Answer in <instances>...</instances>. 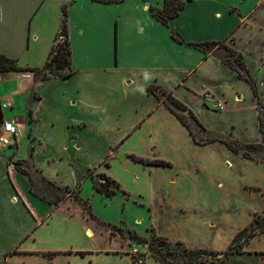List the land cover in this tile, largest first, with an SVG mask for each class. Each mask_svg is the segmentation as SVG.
<instances>
[{"label":"crops","instance_id":"1","mask_svg":"<svg viewBox=\"0 0 264 264\" xmlns=\"http://www.w3.org/2000/svg\"><path fill=\"white\" fill-rule=\"evenodd\" d=\"M163 3L0 0V55L16 59L20 69L0 71V129L2 121L14 122L22 140L17 152L0 145V264H131L130 257L121 254V238L111 239L114 233L106 227L116 225L98 215L93 200L104 207L119 201L123 211L126 202L150 208L148 192L131 190L128 184L148 187L162 172L178 177L168 157L142 155L139 148L167 147V153L184 156V163L196 169L198 198L185 207L188 210L206 196L218 195L215 184L223 183L238 193L245 186L264 183V170L256 166L257 161L251 159L250 166L244 165L220 142L198 146L166 106L147 92L150 85L160 87L184 105L207 134H227L235 141L256 143L262 134L250 84L193 45L224 44L240 55L264 100V0H189L167 18L166 25L154 16L163 10ZM63 20L70 53L63 68L67 73L37 79L32 70L43 68L50 53L56 54ZM172 33L184 44L174 41ZM90 149L95 151L93 160L87 153ZM112 149L111 164L104 167V153ZM13 154L14 163L27 162V173L10 163ZM143 157L170 166L136 160ZM224 158L232 163L230 170H221ZM95 166L98 175L106 170L127 198L119 192L107 198L95 191L92 179L80 178L82 170ZM246 172L257 174V182L237 186L238 175ZM41 180L69 193L49 203L46 198L53 199L56 193ZM37 185L49 195L40 194ZM187 185L179 184L177 193H188ZM72 190L78 195H72ZM74 196L88 203L92 217ZM138 196L147 204L138 205L134 201ZM216 204L205 210L219 222L214 236L223 231L213 246L230 239L249 217L243 214L244 219L232 225L230 219L240 212L232 210L229 201ZM226 211L232 216L223 214ZM185 218L194 220L191 240H203L205 234L197 231L203 217L191 212L181 219ZM257 247L264 250V239L250 245L241 257L246 263L240 264H264V259L254 256Z\"/></svg>","mask_w":264,"mask_h":264},{"label":"rangeland","instance_id":"2","mask_svg":"<svg viewBox=\"0 0 264 264\" xmlns=\"http://www.w3.org/2000/svg\"><path fill=\"white\" fill-rule=\"evenodd\" d=\"M171 0H164V7L169 4ZM57 44L54 48V51H57L58 48L61 46L59 50L60 55L51 54L49 61L43 71L46 75L47 79L56 76H63L66 74V70L63 69L64 66L62 62L68 61V49L65 41V37L63 36L62 40H58ZM206 54H212L216 58H222L223 60L227 59V56L233 52L230 48H227L224 44L220 45H210L205 47ZM234 60V57H232ZM247 67V66H246ZM37 76V79H40L41 75ZM260 89L257 88V94L259 100H255L254 104L258 110L257 119L259 125L261 124L264 128V100L260 96ZM264 95V93H263ZM22 95H20V98ZM4 102H6L4 100ZM188 117V122L196 132V139L199 142L210 140V139H218V138H226L230 141H235L234 138L228 136L227 134H216L210 135L200 132V129L197 128L196 124L189 118V114L184 113ZM5 121H2L4 123ZM1 123V124H2ZM18 137L16 142L13 146L9 149L11 151H18L19 149V142L22 141L19 136L20 132L17 127ZM1 134V129H0ZM28 137L30 135L27 134ZM1 137V135H0ZM241 143L246 144V142L238 141ZM253 144V143H250ZM221 145V144H220ZM253 145H260L259 148L253 149V153H250V158L254 161H257L256 166H260L261 170H264V164H261L260 156L264 155V134L260 136V139L254 143ZM221 147H223L221 145ZM222 150H225L222 148ZM241 150V149H240ZM242 151V150H241ZM13 152V153H14ZM93 150H88L87 153L91 156L92 160ZM137 152L148 155L155 154L158 159H166L169 158V162L174 164V167L177 169L178 177H168V173L162 172L161 176L154 177L152 180L151 185L146 187L143 183H140V188L138 186L128 184V187L131 190H145L148 192V200L149 206L148 207H139L134 205L131 202H126L125 210L123 211V205H120L119 201L113 200L112 205L109 203L107 207H104L102 204L99 205V201L96 199L93 200L94 210L101 216L102 219L106 220L107 223L116 226H108L106 225L109 232L114 233V237L110 236L111 239L121 238L122 245L124 249L122 250L121 254L127 255L130 257V262L132 264V260L134 258H139L143 261L144 264H221L224 263L225 259L236 257L234 260H229L225 264H240L246 263V260H241V257H244L246 251H248L251 244H256L264 239V231L263 225H260L255 229L253 226V222L256 218L263 219L264 218V183L261 185L255 186H245L242 190L238 193L233 192L231 189H228L223 183L215 184V189L218 192V195L213 194L212 196H206L197 206L195 205L192 209L185 207L191 206L196 199L198 198V193L195 188V181L198 182V179H195L193 176L196 174V169L191 168L188 164L184 163V156L181 155H172V153H167V147H161L156 151H152L149 148H139ZM98 153V152H97ZM115 149L110 151H106L104 153V158L102 160V165L104 167H108L111 164V160L114 156ZM231 158L233 155H227ZM15 157L14 154L11 156L10 163H14L12 158ZM137 157H141L138 156ZM236 158L242 159V163L246 166H250V160L243 158L242 152H239L235 155ZM146 161H154L153 157L145 158ZM92 162V161H90ZM17 167L21 170L20 172H24L26 169L27 173V162L22 160H17ZM75 164V163H74ZM143 164V162H141ZM242 165V166H244ZM232 163L228 160V158H224L220 162L221 170H230ZM81 179L82 178H90L94 182L95 181H102L103 174L98 175V169L96 166L94 168H89L81 171ZM239 174V173H238ZM104 176L107 177L106 170H104ZM206 175L201 176V179H204ZM199 178V179H200ZM238 185L245 184V183H256L257 182V174L252 175L251 173H243L242 175H238ZM174 180V182H171ZM211 180V179H210ZM188 183L187 188L188 193L186 194H178L177 190L175 189L181 183ZM169 185H173L170 186ZM43 189L42 187L36 186V189L40 194L44 196L49 195V192L46 190H39ZM119 189L120 185H119ZM66 191V190H65ZM87 191H84V194H87ZM77 194V190H72V195ZM118 194L122 195L124 198L127 196L121 192ZM82 196V193L80 194ZM66 198V197H65ZM118 199H121L118 198ZM84 200L88 201L90 205L92 202L86 198ZM229 201L232 205V210L237 211V214L230 219V224H234L235 221L239 222L240 220L244 219L243 214H247L248 220L240 224L238 229L234 231L230 239L221 242V244L217 246H213L216 244L220 239L223 231H220L218 234L216 230L219 228V222L217 219L210 217L206 214L207 209L212 208L214 205H217V202L220 201ZM138 205H146L147 200L144 197L138 196L134 200ZM257 202H261V205L257 206ZM92 207V206H91ZM120 207V208H119ZM183 207V208H181ZM180 208V209H175ZM175 209V210H173ZM205 211V212H204ZM191 212L197 213L199 216L203 217L202 223L197 227L198 232L204 235L201 238H194L191 240L195 235V228L193 226L194 220L192 219H181L182 217H187L191 214ZM227 216L231 217V213L229 211L223 212ZM178 215V217H174ZM139 221V222H138ZM150 221V226L147 224ZM148 226V227H147ZM180 226L184 227L180 228ZM180 228V229H179ZM247 229L248 233L242 237V239L232 243V239L236 237V235ZM249 235V237H248ZM214 237V240H211V237ZM209 239L210 241H208ZM245 240V243L243 241ZM243 245V246H242ZM242 246V247H239ZM247 247V248H246ZM228 249H233L231 257L224 258V252ZM256 253L254 256L260 257L264 259V250L260 248H254ZM137 251L136 254H132V251ZM206 251V252H201ZM194 251L196 252L194 254ZM250 251V250H249ZM213 253L216 255L213 257ZM245 253V254H244ZM240 257V258H239ZM250 264L249 262H247Z\"/></svg>","mask_w":264,"mask_h":264},{"label":"trees","instance_id":"3","mask_svg":"<svg viewBox=\"0 0 264 264\" xmlns=\"http://www.w3.org/2000/svg\"><path fill=\"white\" fill-rule=\"evenodd\" d=\"M96 1L103 2V3H112V2H120L122 0H96ZM183 4L184 3H181L177 0H171L169 2V4L167 6H165L159 14H156L154 16L163 25H166L167 18L175 16L182 9ZM63 15L64 16L66 15L65 11H63ZM61 34L65 37V41H66V45H67V49H68L66 30H65V20H63ZM172 39L174 41H176L177 43L184 44L183 40L175 33H172ZM189 45H191V44H189ZM210 45H217V44L216 43H205V44H199V45H193V46L195 48L205 52V47L210 46ZM60 49H61V46L56 51L55 55H58V54L60 55V52H59ZM51 54L52 53H50V56H51ZM67 54L69 57L70 56L69 51L67 52ZM232 57H234V60H232ZM218 59L222 63H224L225 65L232 68L237 73L238 78H241L250 84V86L253 90V96L258 101L259 98H258V94H257L256 84L254 83L252 78L249 76L248 70H247L246 66L244 65V63L242 62L240 55H237L234 52H231L227 56L226 60H223L222 58H218ZM68 61H69V58H68ZM68 61L62 62V65L65 66L68 63ZM46 65H47V63L44 65L43 68L32 70L34 72V76L36 78L39 74L43 73ZM18 70H20V69L17 67L16 59H9V58H6L5 56L0 55V71H18ZM40 79L46 80L47 77L43 73L41 75ZM147 92H148V94L155 96L158 103H163L166 106V108L170 111V113L172 115H174L177 118V120L188 130L193 141L198 146L208 145V144H211L213 142H220V143H223L226 146V148L234 154H238L239 152H242V156L246 159H251L250 153H253V149H257L260 147V145L243 144V143L238 142V141H230V140L224 139V138H218V139L214 138V139L199 142L196 139V134H195L196 132L194 131L192 126L189 124V122H188L189 119H188L187 115L184 114V112L189 114V118L196 124L197 128L200 129V132L205 133V130L202 127V125L200 124V122L196 119V117H194V115L184 105H182L178 101L174 100L173 98L168 97L167 93L164 92L158 86H155V85L148 86ZM29 112L30 111L28 110V113ZM259 131L262 135L264 134V128L261 124L259 125ZM136 160L138 162H143V164H146V165H158V166H162V167H169L170 166L169 163H167L165 161H160V160L146 161L142 158H138ZM260 160L264 164V155L262 157L260 156ZM14 167L18 171L20 170L17 167V163H14ZM24 173H25V171H24ZM41 181L43 183H45L48 187H50L56 193L55 196L53 197V199H51V198L47 199L46 198V200H48L49 203H56L57 201H59L62 198V196L69 193V192H65V191L61 190L60 188H56V187L52 186L48 182H44L43 180H41ZM93 187H94L96 192H98L99 194H101L107 198H111L114 195H116L118 192L121 191L119 189V185H118V183H116V181L110 179L109 177H105L104 175H103L102 181L98 180V181L94 182ZM41 197H42V199H45V197H43V196H41ZM74 197L76 200H78L79 202H81L84 205V208H85L87 214L92 217L91 209H90L88 203L86 201H82L80 198H77L76 196H74ZM260 225H263V229H261V230L264 231V218L263 219L256 218L254 220L253 226L255 227V229H257L258 227L260 228ZM247 233H248L247 229L239 232L236 235V237L232 240V243H235L236 241L242 239V237L244 235H246ZM248 237H249V235H248ZM243 243H245V240L243 241ZM239 247H241V246H239ZM232 250L233 249H231V250L228 249L227 251H225L223 254L224 258H227L229 255L233 254ZM200 251L206 252V251H202V250H200ZM200 251H194V254H196V252H200ZM213 254H214L213 255V257H214L216 255V253H213Z\"/></svg>","mask_w":264,"mask_h":264},{"label":"built area","instance_id":"4","mask_svg":"<svg viewBox=\"0 0 264 264\" xmlns=\"http://www.w3.org/2000/svg\"><path fill=\"white\" fill-rule=\"evenodd\" d=\"M181 3H184L189 0H177ZM58 40H62L63 35L61 32L58 34ZM58 42V41H57ZM57 44V43H56ZM18 137L17 129L12 122H4L2 123L1 128V137H0V145L2 147H11L15 144L16 139ZM137 251H132V254H136ZM132 264H144L143 261L139 258H134L132 260Z\"/></svg>","mask_w":264,"mask_h":264},{"label":"bare ground","instance_id":"5","mask_svg":"<svg viewBox=\"0 0 264 264\" xmlns=\"http://www.w3.org/2000/svg\"><path fill=\"white\" fill-rule=\"evenodd\" d=\"M12 123H14V122H12ZM15 125V124H14Z\"/></svg>","mask_w":264,"mask_h":264}]
</instances>
